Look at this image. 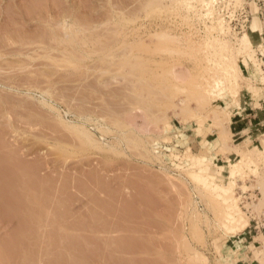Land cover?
<instances>
[{
  "label": "rangeland",
  "instance_id": "374dc122",
  "mask_svg": "<svg viewBox=\"0 0 264 264\" xmlns=\"http://www.w3.org/2000/svg\"><path fill=\"white\" fill-rule=\"evenodd\" d=\"M257 86L264 0H0L7 264H260L264 147L230 128ZM240 148L254 162L231 178Z\"/></svg>",
  "mask_w": 264,
  "mask_h": 264
},
{
  "label": "bare ground",
  "instance_id": "6f19581e",
  "mask_svg": "<svg viewBox=\"0 0 264 264\" xmlns=\"http://www.w3.org/2000/svg\"><path fill=\"white\" fill-rule=\"evenodd\" d=\"M208 3H209V2H208ZM211 4H213V3H211ZM210 9H211V8H210ZM210 11H211V10H210ZM219 16H220V15H219ZM220 18H221V17H219V20H220ZM221 21H223V18H222ZM221 21H220V23H222ZM220 25H221V27H222V26L224 27L223 23L220 24ZM221 27H220V29H221ZM223 27H222V28H223ZM228 29H230V28H228ZM223 43H224V42H223ZM226 43H227V42H226ZM219 45H220V44H219ZM224 46H225V45H224ZM226 46H227V45H226ZM233 56H235V55L233 54L232 57H233ZM233 59H235V58L233 57ZM232 62H233V61H232ZM235 65H236V64H235ZM239 70H240V69H239ZM225 116H226V115H225ZM228 116H229V115L227 114V117H228ZM224 118H225V117H224ZM224 118H223V119H224ZM223 119H222V120H223ZM222 120L220 121L221 123L219 122V124H221V125L224 124V123H222V122H223ZM224 120H225V119H224ZM222 127H223V128H226V127H224V125H223ZM219 130H220V129H219ZM218 135H219L218 137H219V139H220V142L222 143L221 146H223L222 148H223V149L226 148L225 145L227 144V141H226V140H227V139H226V136H227V135L225 136V132H224V130H223L222 128H221V130H220V132H219ZM2 143H3V142H2ZM224 146H225V147H224ZM223 149H222V150H223ZM227 150H228V149H227ZM237 150H238V149H237ZM225 151H226V150H225ZM235 152H236V151H235ZM237 152H238V154L240 155V159H239L238 161H236V162H231V164H230V165H231V168H230V171H229V172H230L229 175H230L231 178H234V177H235L236 173L238 172L239 169H241V167H242V165L244 164V162L246 163V161H248V160H249V161H251V160L253 161V158H252V157H254V156H252V154L250 153V152H252V150H251V151H247L246 148H240V150L237 151ZM261 152H262L263 155H264V148H263V150H262ZM254 154H255V153H254ZM256 155H257V154H256ZM0 158H1V157H0ZM9 158H10V156H9ZM195 158H196V157H195ZM192 159H193V158H192ZM196 159H197V158H196ZM196 159H195V160H196ZM250 159H251V160H250ZM0 160H1V159H0ZM6 160H8V159L6 158V159H5V162H6ZM12 161H13V160H12ZM16 161H18V160H16ZM249 161H248V163H252V162H249ZM3 162H4V161H3ZM3 162H2V163H3ZM8 162H10V161L8 160ZM253 162H254V161H253ZM6 163H7V162H6ZM18 163H19V161H18ZM200 163H201L200 161H196L194 164H200ZM248 163H247V164H248ZM12 164H13V163H12ZM255 164H256V163H255ZM4 165H5V164H4ZM6 165H7V164H6ZM6 165H5V167H6ZM18 165L20 166V164H18ZM13 166H14V164H13ZM14 167H15V166H14ZM16 167H18V166H16ZM16 167H15V168H16ZM15 168H14V169H15ZM17 169H18V168H17ZM19 169H20V168H19ZM0 170H1V169H0ZM9 170H10V169H9ZM252 170H253V169H252ZM15 172H16V171H15ZM15 172H13V173H15ZM3 173H4V172H3ZM5 173H6V172H5ZM9 174H10V173H9ZM15 174H16V173H15ZM0 175H1V172H0ZM7 175H8V174H7ZM17 175H18V174H17ZM17 175H16V176H17ZM5 176H6V175H5ZM18 177H19V176H18ZM18 177H17V178H18ZM20 177H21V176H20ZM0 178H2V177L0 176ZM12 178H13V177H12ZM17 178H14V179H13L14 182H15V179H17ZM22 178H23V177H22ZM22 178H21V179H22ZM196 178H197V177H196ZM3 179H4V178H2L1 180H3ZM18 179H19V178H18ZM25 179H26V180H25V182H26V181H27V178H25ZM1 180H0V181H1ZM19 180H20V179H19ZM10 181H11V180H10V178H9V184H10ZM3 182H4V183H3ZM12 182H13V181H11V183H12ZM21 182H22V181H21ZM23 182H24V180H23ZM0 183H1V182H0ZM19 183H20V182H19ZM27 183H28V182H27ZM29 183H30V181H29ZM29 183H28V185H29ZM2 184H3L4 186H3V189L0 188V191L2 190L1 192H5V191H6L5 187L8 188L7 185H9V184H8V178H7V183H5V180H4V181H2ZM14 184H15V183H14ZM5 185H6V186H5ZM213 185H214V184H213ZM222 185H223V184H222ZM0 186H1V185H0ZM9 186H11V184H10ZM15 186H17V184H16ZM20 186H21V185H20ZM26 186H27V185H26ZM1 187H2V186H1ZM29 187H30V186H29ZM29 187H28V188H29ZM31 187H32V186H31ZM31 187H30V188H31ZM12 188H13V187H12ZM16 188H17V187H16ZM30 188H29V189H30ZM17 189H18V188H17ZM22 189H23V187H22ZM8 190H10V189H9V188L7 189V193H8ZM12 190H13V189H12ZM12 190H11V191H12ZM15 190H16V189H15ZM24 190H25V189H24ZM30 190H31V189H30ZM31 191H33V190H31ZM14 192H15V191H14ZM19 192H20V191H19ZM22 192H23V191H22ZM210 192H211L212 195H213V194L215 195V198H218V197H221L222 194H223L224 192H226V189L223 188V187H217V186H214V187H212V189H210ZM7 193H6V194H7ZM9 193H10V192H9ZM24 193H26V191L23 192V195H24ZM0 194H2V193H0ZM26 194H28V195L31 196V192H30V194H29V193H26ZM32 194H33V193H32ZM224 194H226V193H224ZM4 195H5V194H4ZM34 195H35V194H34ZM34 195L31 196V197H33V198H31V200L34 199ZM36 195H37V194H36ZM36 195H35V196H36ZM214 195H213V197H214ZM0 196H2V195H0ZM7 196H8V195H7ZM9 196H10V195H9ZM15 196H16V195H15ZM25 196H26L25 199H27L28 196H27V195H25ZM30 196H29V197H30ZM10 197H11V196H10ZM16 197H17V196H16ZM20 197L22 198L21 194H20ZM39 197H40V196H39ZM5 198H6V196H5ZM17 198H18V197H17ZM42 198H43V197H42ZM42 198H41V200H42ZM0 199H1V198H0ZM25 199H24V202H25ZM28 199H29V198H28ZM28 199H27V200H28ZM210 199H211V198H210ZM224 199H225V200H224ZM2 200H3V199H2ZM6 200H8V199H5V201H6ZM10 200H11V199H10ZM10 200H9V201H10ZM18 200H19V199H18ZM36 200H37V198H36ZM36 200L34 199V201H36ZM41 200H40V201H41ZM222 200H224L225 203H226V201L228 202V199H226V198H222ZM222 200H220V201H222ZM19 201H20V200H19ZM37 201H38V200H37ZM37 201H36V202H37ZM214 201H215V200H214ZM231 201H233V200H231ZM6 202H7V201H6ZM6 202H5V203H6ZM38 202H39V201H38ZM212 202H213V200H212ZM215 202H216V201H215ZM1 203H2V202H1ZM12 203H15V202H12ZM213 203H214V202H213ZM219 203H220V202H219ZM221 203H222V202H221ZM225 203H224V204H225ZM2 204H3V203H2ZM8 204H10V203H8ZM19 204H20V203H19ZM21 204H22V203H21ZM23 204L26 205V203H23ZM23 204H22V206H24ZM27 204H28V203H27ZM222 204H223V203H222ZM226 204H227V210H229V211L227 212V214H226V213H224V214L227 215V218H230V219L234 220V218H235V217H234V216H235L234 214H235V213H239V214H240V217H236V219H237V220H238V218H239V219H240V218L243 219L242 223H241V222H238V223H241V224H239V227L242 228V226H246V225L249 224V219H248V217H247L246 215H244V216L247 217V218H245V219H244V216L241 217V216H242V213L240 212V211H241L240 208H238V205H237V203H236V200H234L232 203L229 202V203H226ZM0 205H1V204H0ZM11 205H12V204H11ZM28 205H30V204H28ZM37 205H38V204H37ZM214 205L217 206V208H220V207H218V205H217L216 203H215ZM220 206H221V205H220ZM225 206H226V205H225ZM15 207H17V206H15ZM15 207H14V208H15ZM34 207H35V206H34ZM12 208H13V207H12ZM24 208H25V207H24ZM27 208H28V207H27ZM3 209H4V208H3ZM16 209H17V208H16ZM19 209H21V208H19ZM29 209H30V207H29ZM258 209H259V207H258ZM258 209H257V211H258ZM17 210H18V209H17ZM22 210H23V209H22ZM22 210H21V211H22ZM219 210H220V209H219ZM222 210H224V209H222ZM222 210H221V211H222ZM1 211H3V210H1ZM11 211H12V210H11ZM24 211H25V210H24ZM257 211H256V213H257ZM259 211H261V209H260ZM16 212H17V211H16ZM22 212H23V211H22ZM39 212L42 213L41 215H44V211H41V210H40ZM225 212H226V211H225ZM252 212H253V211H252ZM3 213H4V212H3ZM8 213H9V212H8ZM45 213H46V212H45ZM262 213H263V212H262ZM13 214H14V212H13ZM23 214H24V213H23ZM27 214H29V213H27ZM31 214H33V213H31ZM251 214H252V213H251ZM6 215H8V214L6 213ZM14 215H15V214H14ZM41 215H39V213H38L37 216H36V218L39 217V218H37V220H39V221L41 220V222H42V219H41L42 217H40ZM254 215H255V214H254ZM8 216H9V215H8ZM16 216H17V214H16ZM31 216H33V215H31ZM31 216H29V218H30ZM57 216H58V215H57ZM222 216H223V214H222ZM224 216H225V215H224ZM6 217H7V216H6ZM9 217H11V216H9ZM34 217H35V213H34V216L31 217V218L34 219ZM61 217L63 218V216H61ZM225 217H226V216H225ZM31 218H30V219H31ZM54 218L56 219V217H54ZM225 219H226V218H225ZM242 219H241V220H242ZM20 220H21V219H20ZM34 220H35V222L37 221L36 219H34ZM50 220H51V219H50ZM58 220H59V219H58ZM58 220H57V221H58ZM222 220H223V219H222ZM241 220H239V221H241ZM244 220H245V221H244ZM23 221H24V220H23ZM29 221H30V220H29ZM43 221H44V220H43ZM55 221H56V220H55ZM57 221H56V224H58ZM61 221H62V220H61ZM235 221H236V220H235ZM235 221H234V222H235ZM21 222H22V221H21ZM37 222H38V221H37ZM45 222H46V221H45ZM232 222H233V221H231L230 223H232ZM30 223H31V222H30ZM30 223H29V224H30ZM33 223H34V222H33ZM46 223H47V222H46ZM68 223H69V221H68ZM222 223H223V221H222ZM224 223H225V222H224ZM228 223H229V222H228ZM236 223H237V222H236ZM36 224H37V223H36ZM43 224H44V223H42V226H44ZM25 225H26V223H25ZM30 225H31V224H30ZM230 225L234 226L233 224H230ZM240 225H241V226H240ZM22 226H23V224H22ZM31 226H32V225H31ZM31 226H30V227H31ZM36 226H37V225H36ZM38 226H39V223H38ZM54 226H56V225H54ZM54 226H52V227H54ZM57 226H58V225H57ZM232 226H231V229L233 228ZM28 227H29V226H28ZM33 227H35L34 224H33ZM40 227H41V226H40ZM227 227H228V226H227ZM236 227H238V226H236ZM236 227H235L234 229H236ZM18 228L20 229V227H18ZM18 228H17V229H18ZM31 228H32V227H31ZM58 228H59V226H58ZM19 229H18L17 231H19ZM22 229H23V228H22ZM50 229H51V228H50ZM56 229H57V227H56ZM229 229H230V228H229ZM238 229H239V228H238ZM24 230H25V229H24ZM24 230H22V231L24 232ZM27 230H28V229H27ZM32 230L34 231V229H32ZM40 230H41V229H40ZM52 230H53V229H51V231H52ZM60 230H63V229H60ZM17 231H15V232H17ZM22 231H20V232H21L22 234H24L25 232L23 233ZM28 231H29V230H28ZM56 231H57V230H56ZM56 231H55V229H54V232H56ZM30 232H31V229H30ZM43 232H44V231H43ZM48 232H49V231H48ZM48 232H47V233H48ZM58 232H59V231H58ZM17 233H18V232H17ZM21 233H19V234L21 235ZM34 233H35V231H34ZM34 233H33V234H34ZM45 233H46V232H45ZM60 233H61V232H60ZM63 233H66V232H63ZM63 233H62V234H63ZM29 234H31V233H28V234L26 233V235H28V237H31V236H29ZM41 234H42V233H41ZM48 234H50V233H48ZM12 235H13V234H12ZM12 235H11V237H12ZM24 235H25V234H24ZM35 235L37 236L38 234L35 233ZM43 235H44V234H43ZM16 236H18V234H16ZM40 236H41V235H40ZM50 236H51V238L53 239L52 235H50ZM13 237H14V235H13ZM32 237H34V235H33ZM41 237H42V236H41ZM67 237H69V236H67ZM20 238H21V237H20ZM25 238H27V237L24 236V239H25ZM35 238H36V240H37V237H35ZM35 238H34V239H35ZM70 238H71V237H70ZM11 239H12V238H11ZM15 239H16V238H15ZM24 239H23V240H24ZM27 239H28V238H27ZM29 239H30V238H29ZM29 239H28V240H29ZM55 239H56V238H55ZM55 239H54V241H55ZM57 239H58V238H57ZM62 239H63V238H62ZM73 239H74V238H73ZM5 240H6V239H5ZM13 240H14V238H13ZM17 240L21 241V239H17ZM32 240H33V239H31V241H32ZM36 240H33L32 243L34 242V243L37 244L38 241H36ZM38 240H39V238H38ZM74 240H75V239H74ZM26 241H27V240H26ZM31 241H30V242H31ZM35 241H36V242H35ZM49 241H50V240H49ZM59 241H60V243H61V238H60ZM1 242H2V241H1ZM9 242H11V241H9ZM14 242H15V241H14ZM16 242H17V241H16ZM21 242H22V241H21ZM74 242H75V241H74ZM12 243H13V242H12ZM18 243H19V242H18ZM71 243H72V242H71ZM77 243H78V242H76V245H77ZM79 243H81V242H79ZM84 243H85V242H84ZM84 243H83V244H84ZM16 244H17V243H16ZM21 244H22V243H21ZM23 244H24V242H23ZM36 244H35V245H36ZM47 244H48V243H47ZM18 245H19V244H18ZM29 245H30V244H29ZM32 245H34V244H32ZM35 245H34V246H35ZM59 245H60V244H59ZM71 245H72V244H71ZM73 245H74V244H73ZM76 245H74V246H76ZM13 246H14V245H13ZM19 246H20V245H19ZM34 246H33V247H34ZM52 246H53V245H52ZM55 246L57 247L58 245L55 244ZM77 246H78V245H77ZM23 247H24V246H23ZM27 247H28V246H27ZM27 247H26V248H27ZM30 247H31V246H30ZM35 247H36V246H35ZM49 247H50V245H49ZM24 248H25V247H24ZM43 248H44V247H43ZM61 248H62V246H61ZM64 248H65V247H64ZM66 248H67V247H66ZM73 248H74V247H73ZM18 249H22V247H20V248H18ZM32 249H33V248H32ZM56 249H57V248H56ZM58 249H59V248H58ZM79 249H80V248H79ZM9 250H10V249H9ZM28 250H29V252H30V249H28ZM46 250H48V248H47ZM52 250H54V249H52ZM52 250H51V251H52ZM74 250H75V248H74ZM74 250H73L72 254L74 253ZM12 251H13V250H12ZM26 251H27V250H26ZM32 251H33V250H32ZM32 251H31V252H32ZM34 251H35V252L37 251V247L35 248ZM49 251H50V250H49ZM49 251H48V252H49ZM81 251H82V250H81ZM7 252H8V251H7ZM20 252H24V251H23V250H22V251L20 250ZM44 252H45V251H44ZM46 252H47V251H46ZM54 252H55V251H54ZM75 252H76V251H75ZM83 252H84V249H83ZM162 252H163V251H162ZM162 252H161V253H162ZM5 253H6L5 248L3 247V245L0 244V264H7V261H6V260H7V258H8L11 254L7 257ZM9 253H10V252H9ZM49 253H50V252H49ZM49 253H48V254H49ZM58 253H59V252H58ZM65 253H67V252H65ZM76 253H77V252H76ZM14 254H15V252H14ZM25 254H27V252H26ZM28 254L30 255L31 253H28ZM33 254H34V253H33ZM44 254H45V253H44ZM44 254H43V250H42V255L44 256ZM51 254H52V253H51ZM56 254H57V253H56ZM72 254H71V255H72ZM79 254H80V253H79ZM82 254H85V252L82 253ZM82 254H81V256L85 257V256L82 255ZM158 254H160V253H158ZM12 255H13V254H12ZM45 255H46V254H45ZM58 255H59V254H58ZM67 255H68V253H67ZM73 255L75 256V254H73ZM160 255H161V254H160ZM34 256H36V255L34 254ZM43 256H42V257H43ZM46 256H47V255H46ZM55 256H56V255H55ZM55 256H53V257H55ZM63 256H64V255H63ZM76 256H77V255H76ZM15 257H16V255H15ZM44 257H45V256H44ZM44 257H43V258H44ZM47 257L49 258V256H47ZM47 257H46V258H47ZM57 257H58V256H57ZM59 257H60V256H59ZM59 257H58V258H59ZM61 257H62V256H61ZM162 257H163V256H162ZM31 258H32V257H31ZM72 258H73V257H71V259H72ZM160 258H161V257H160ZM9 259H10V258H9ZM11 259H12V258H11ZM11 259H10V260H11ZM35 259H36V258H35ZM67 259H68V258H67ZM67 259H66V257L64 256V260H65V262H67V261H66ZM21 260H22V258H21ZM21 260H20V262H21ZM26 260H27V259H26ZM28 260H29V259H28ZM32 260H33V258H32ZM44 260L46 261L45 258H44ZM52 260H54V258H53ZM30 261H31V259H30ZM47 261H48V260H47ZM50 261H51V260L49 259L48 262H50ZM59 261H60V260H59ZM62 261H63V260H62ZM70 261H71V260H70ZM9 262H10V261H9ZM11 262H12V261H11ZM34 262H35V261H34ZM63 262H64V261H63ZM71 262H73V261H71ZM71 262H69V263H71ZM75 262H76V261H75ZM75 262H74V264H75ZM12 263H13V262H12ZM22 263H23V262H22ZM22 263H20V264H22ZM35 263H36V262H35ZM56 263H57V262H56ZM23 264H24V263H23ZM26 264H29L28 261H27ZM47 264H48V263H47ZM66 264H68V262H67ZM260 264H264V260H262V261L260 262Z\"/></svg>",
  "mask_w": 264,
  "mask_h": 264
},
{
  "label": "crops",
  "instance_id": "0c3cea01",
  "mask_svg": "<svg viewBox=\"0 0 264 264\" xmlns=\"http://www.w3.org/2000/svg\"><path fill=\"white\" fill-rule=\"evenodd\" d=\"M230 109L232 133L243 141L264 147V86L246 91ZM262 236L264 238V230Z\"/></svg>",
  "mask_w": 264,
  "mask_h": 264
}]
</instances>
